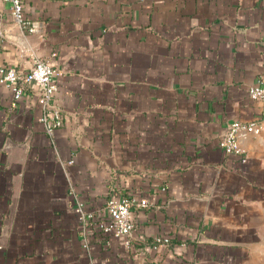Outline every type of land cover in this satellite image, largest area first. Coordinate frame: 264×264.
Returning a JSON list of instances; mask_svg holds the SVG:
<instances>
[{
    "label": "crops",
    "instance_id": "crops-1",
    "mask_svg": "<svg viewBox=\"0 0 264 264\" xmlns=\"http://www.w3.org/2000/svg\"><path fill=\"white\" fill-rule=\"evenodd\" d=\"M22 2L37 29L0 0V62L23 73L55 52L62 120L46 134L37 85L14 107L0 85V264H264V126L239 135L245 162L219 145L228 122L264 118L248 95L264 0ZM114 195L152 202L128 237L98 227Z\"/></svg>",
    "mask_w": 264,
    "mask_h": 264
},
{
    "label": "built area",
    "instance_id": "built-area-1",
    "mask_svg": "<svg viewBox=\"0 0 264 264\" xmlns=\"http://www.w3.org/2000/svg\"><path fill=\"white\" fill-rule=\"evenodd\" d=\"M8 4L13 21L18 26L26 28L28 31L37 29L36 22H26L23 14L22 0H2ZM3 30L0 28V35ZM55 55L52 52L48 56L35 55L31 67L21 73L14 65H7L0 62V85L8 87L11 91L10 105L16 106L21 97L25 84L33 83L38 87L37 104L40 109L38 120L46 134H53L55 128L61 124L62 116L58 106L53 102L54 94L58 90V83L55 78L58 71L49 58ZM248 95L251 99L262 104L264 114V80L250 84ZM264 126V118L253 121H241L238 119L227 123L225 129L219 137V145L223 152L229 155H238L242 162L247 159L246 150L239 142V135L243 133H259ZM72 191V190H71ZM152 202L145 197L132 195L109 196L104 203V214L98 227L105 234L115 237L130 236L134 228L132 209L134 207L144 208L151 206ZM74 210L78 217L80 239L82 246L89 248V235L93 212L86 203L79 197H75ZM168 237L158 236L156 242H166Z\"/></svg>",
    "mask_w": 264,
    "mask_h": 264
}]
</instances>
